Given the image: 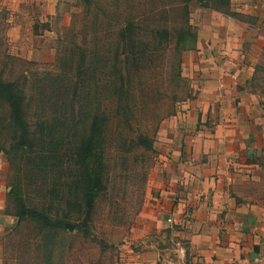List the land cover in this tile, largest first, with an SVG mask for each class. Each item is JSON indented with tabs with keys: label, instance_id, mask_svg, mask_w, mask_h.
<instances>
[{
	"label": "trees",
	"instance_id": "obj_1",
	"mask_svg": "<svg viewBox=\"0 0 264 264\" xmlns=\"http://www.w3.org/2000/svg\"><path fill=\"white\" fill-rule=\"evenodd\" d=\"M119 1L108 5L119 7ZM182 1L180 24L170 26L166 10L149 19L125 5L118 17L102 0H86L96 9V26L105 24L107 31L116 26L113 40L106 39L105 46L96 43L90 52L81 48L77 60L74 52L62 53L60 74L31 76L32 92L26 88L27 75L11 80L0 70V152L8 159L12 179L7 210L18 218L17 228L35 223L40 245L79 233L108 247L95 235L99 205L116 201L115 187L124 185L134 168L130 160L142 164L148 159L137 151H156L155 136L138 126V115L150 109L153 96L140 104L137 93L158 91L150 78L144 82L142 73H151L153 59L171 51L167 76L185 91L183 53L196 48L198 34L190 22L191 0ZM197 1L243 19L231 9V0ZM184 98L174 97L176 102Z\"/></svg>",
	"mask_w": 264,
	"mask_h": 264
},
{
	"label": "crops",
	"instance_id": "obj_2",
	"mask_svg": "<svg viewBox=\"0 0 264 264\" xmlns=\"http://www.w3.org/2000/svg\"><path fill=\"white\" fill-rule=\"evenodd\" d=\"M253 2L238 8L248 20L200 24L198 50L214 64L195 56L193 99L158 133L149 215L157 234L128 264H264V92L255 82L264 66V0ZM8 217L2 225L18 222Z\"/></svg>",
	"mask_w": 264,
	"mask_h": 264
},
{
	"label": "rangeland",
	"instance_id": "obj_3",
	"mask_svg": "<svg viewBox=\"0 0 264 264\" xmlns=\"http://www.w3.org/2000/svg\"><path fill=\"white\" fill-rule=\"evenodd\" d=\"M102 1L106 10H115L113 16L117 14L119 17L124 13L125 5H130L126 9L137 16L157 19L161 11L166 10L171 19L170 26L179 25L181 21L182 0H120L119 7L111 8L108 5L111 0ZM253 1L231 0V9L242 14L243 20H248V13L238 8L245 5L249 9L254 5ZM188 4L190 22L197 34L200 32V24L205 27L208 26L206 22L216 21L217 16H227L220 11L203 7L197 0H191ZM95 15L96 9L88 5L86 0H0V70L4 71V77L14 80L27 75L29 81L26 88L32 92L31 76L60 74L63 70L59 62L62 53L67 57L74 52L77 60L81 48L90 52L96 48V43L104 45L106 39L113 40L116 26L108 31L105 30V24L97 23L96 26ZM117 22L118 19L115 18L114 24ZM170 52H166L164 58L159 56L153 59L155 67L150 69L151 73L147 69L142 73L144 82L150 78L158 89L157 93L149 96L138 92L136 97L141 104L143 101H150L153 96L150 109L142 112L143 114L139 113L138 126L150 136H155L159 147L162 141L157 137L164 122L174 119L178 106L183 101L193 99L195 85L198 84V79L197 83L193 82L194 74L199 70L198 67L195 69V64L199 62L196 57L205 58L210 66L212 63L208 59L210 54L202 47L198 50V44L195 49L185 51L182 75L186 78V87L185 91H181L167 76L172 58ZM259 76L255 81L257 89L264 92V66ZM247 88L251 86L248 85ZM188 94L190 97L186 98ZM175 96L185 98L176 102ZM160 153V150L145 154L137 151V156H148V159L142 164H133L130 160V165L134 167L129 174L130 178H127L124 185H117L113 192L117 203H100L96 214L95 235L104 240L108 247L103 248L79 233H64L48 244L40 245L42 241L40 236L35 237L37 227L33 221L25 222L18 228V222L16 225L10 221L6 225L0 222V264H47L49 257L52 264H128L132 255L142 250L143 241L153 240L157 234L155 221L149 215L156 202V192L151 190L154 188L151 184L156 180L154 168L161 167H156ZM112 156H117L115 151ZM9 166L6 155L0 152V205L4 206L0 209V218L3 220L11 215L7 210L8 192L12 189ZM2 226L5 228L2 229Z\"/></svg>",
	"mask_w": 264,
	"mask_h": 264
},
{
	"label": "built area",
	"instance_id": "obj_4",
	"mask_svg": "<svg viewBox=\"0 0 264 264\" xmlns=\"http://www.w3.org/2000/svg\"><path fill=\"white\" fill-rule=\"evenodd\" d=\"M237 264H243V263H237Z\"/></svg>",
	"mask_w": 264,
	"mask_h": 264
}]
</instances>
